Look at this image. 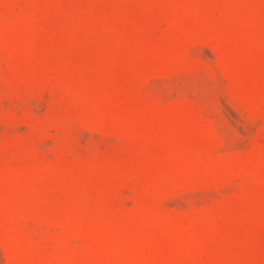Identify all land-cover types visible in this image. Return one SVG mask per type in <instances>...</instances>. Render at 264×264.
Here are the masks:
<instances>
[{
	"label": "rangeland",
	"instance_id": "obj_1",
	"mask_svg": "<svg viewBox=\"0 0 264 264\" xmlns=\"http://www.w3.org/2000/svg\"><path fill=\"white\" fill-rule=\"evenodd\" d=\"M0 264H264V0H0Z\"/></svg>",
	"mask_w": 264,
	"mask_h": 264
}]
</instances>
